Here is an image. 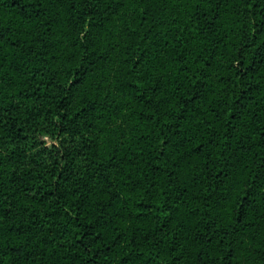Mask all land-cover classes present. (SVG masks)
I'll use <instances>...</instances> for the list:
<instances>
[{
	"label": "trees",
	"instance_id": "1",
	"mask_svg": "<svg viewBox=\"0 0 264 264\" xmlns=\"http://www.w3.org/2000/svg\"><path fill=\"white\" fill-rule=\"evenodd\" d=\"M0 32V264H264V0H0Z\"/></svg>",
	"mask_w": 264,
	"mask_h": 264
},
{
	"label": "snow or ice",
	"instance_id": "2",
	"mask_svg": "<svg viewBox=\"0 0 264 264\" xmlns=\"http://www.w3.org/2000/svg\"><path fill=\"white\" fill-rule=\"evenodd\" d=\"M32 6H34V5H32ZM257 6H258V5H257ZM4 39H5V34L2 33V32H0V42H3Z\"/></svg>",
	"mask_w": 264,
	"mask_h": 264
}]
</instances>
